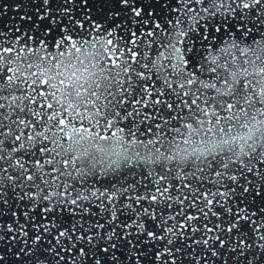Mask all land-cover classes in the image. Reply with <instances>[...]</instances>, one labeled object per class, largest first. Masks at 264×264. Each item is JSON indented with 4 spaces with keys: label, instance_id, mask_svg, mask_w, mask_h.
<instances>
[{
    "label": "snow or ice",
    "instance_id": "1",
    "mask_svg": "<svg viewBox=\"0 0 264 264\" xmlns=\"http://www.w3.org/2000/svg\"><path fill=\"white\" fill-rule=\"evenodd\" d=\"M0 264H264V0H0Z\"/></svg>",
    "mask_w": 264,
    "mask_h": 264
}]
</instances>
